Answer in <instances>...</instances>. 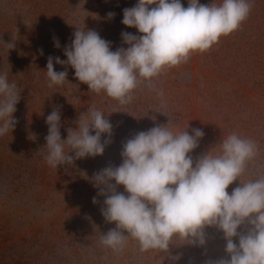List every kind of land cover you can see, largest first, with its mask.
I'll return each instance as SVG.
<instances>
[{"label":"rangeland","instance_id":"rangeland-1","mask_svg":"<svg viewBox=\"0 0 264 264\" xmlns=\"http://www.w3.org/2000/svg\"><path fill=\"white\" fill-rule=\"evenodd\" d=\"M136 3L0 0V73L6 72L21 92L13 114L15 128L0 136V264H207L227 257L223 232L213 226L205 228L204 245L188 243L177 234L169 251H141L139 241L131 236L120 251L106 247L100 237L116 225L102 215L105 197L98 195L91 178L122 163L127 139L167 123L174 134L186 129L193 134L195 128L204 132L191 153L194 160L210 149L218 155L220 142L233 133L251 139L257 152L239 180L264 178V0H248L250 13L237 30L221 36L206 52H192L187 62L164 68L152 78L153 88L147 81L141 83L128 104L121 105L104 91H89L70 66L69 81L48 86V58L67 59L64 47L77 27L97 31L111 42L113 51L127 47L121 33H139L121 22L123 9ZM182 3L187 7L188 0ZM110 12L115 14L112 18ZM12 37L16 41L10 49L6 42ZM54 37L61 47L55 46ZM54 66L56 71L65 70L60 64ZM89 107L110 120L112 142L103 155L51 167L45 159L46 117L59 109L61 136L66 139L67 129L78 127L74 122ZM239 180L229 186V193ZM118 190L123 192L124 186ZM233 239L239 242L238 237Z\"/></svg>","mask_w":264,"mask_h":264},{"label":"clouds","instance_id":"clouds-1","mask_svg":"<svg viewBox=\"0 0 264 264\" xmlns=\"http://www.w3.org/2000/svg\"><path fill=\"white\" fill-rule=\"evenodd\" d=\"M250 10L248 0H222L220 4L188 0L187 7L182 0H137L134 6L123 9L121 22L139 33H121L127 47L113 51L111 42L97 31L77 27L71 43L64 47L67 59L48 58V86L69 81L70 66L89 91H104L121 105L128 104L141 83L147 81L153 88L152 78L164 68L187 62L192 52L209 50L221 36L237 30ZM114 15L108 13L109 18ZM15 41L12 37L6 44L12 49ZM54 43L61 47L58 38L54 37ZM55 64L65 70L56 71ZM20 93L16 84L9 82L8 74L0 73V136L15 128L13 114ZM45 122V159L53 168L103 155L112 142L113 125L92 107L74 122L78 127L67 129L66 139L61 136L58 108ZM167 124L134 134L122 145L119 166L109 165L93 174L98 195L105 197L102 215L116 225L101 235V243L120 251L131 236L139 241L141 251H169L177 234L188 243L204 245L205 228L213 226L223 232L227 257L207 264H264V178L239 180L247 162L256 155L255 142L233 133L220 142L218 155L210 149L194 160L191 153L204 132L195 128L193 134L187 129L174 134ZM104 134L107 136L102 140ZM237 180L239 185L229 193V186ZM120 185L123 192L118 190ZM93 202H97L96 197Z\"/></svg>","mask_w":264,"mask_h":264}]
</instances>
